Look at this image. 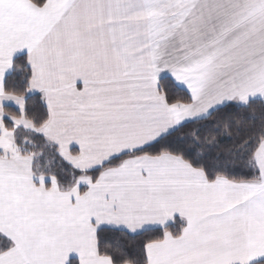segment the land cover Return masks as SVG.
Here are the masks:
<instances>
[{"label":"snow or ice","instance_id":"1","mask_svg":"<svg viewBox=\"0 0 264 264\" xmlns=\"http://www.w3.org/2000/svg\"><path fill=\"white\" fill-rule=\"evenodd\" d=\"M0 264H264V0H0Z\"/></svg>","mask_w":264,"mask_h":264}]
</instances>
